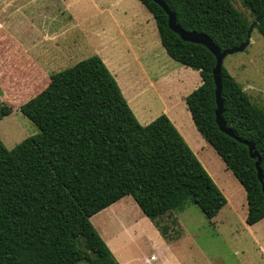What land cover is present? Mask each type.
I'll return each mask as SVG.
<instances>
[{"label": "trees", "instance_id": "obj_1", "mask_svg": "<svg viewBox=\"0 0 264 264\" xmlns=\"http://www.w3.org/2000/svg\"><path fill=\"white\" fill-rule=\"evenodd\" d=\"M139 1L153 15L167 54L199 71L202 83L185 96L187 108L197 130L243 186L245 222L254 224L264 217V109L222 65L221 117L235 137L221 131L215 120L214 55L172 31L156 2ZM164 1L184 30L207 34L220 49L242 43L264 7V0H241L251 15L248 22L230 0ZM254 28L264 37V16ZM19 109L39 131L12 148L0 140V264L82 259L119 264L90 217L125 195L152 219L187 201L211 219L226 202L165 114L146 125L138 122L97 55L50 74ZM10 112L0 102V118Z\"/></svg>", "mask_w": 264, "mask_h": 264}, {"label": "rangeland", "instance_id": "obj_2", "mask_svg": "<svg viewBox=\"0 0 264 264\" xmlns=\"http://www.w3.org/2000/svg\"><path fill=\"white\" fill-rule=\"evenodd\" d=\"M132 2L124 0L121 8H126L127 13L137 19V15L146 14L144 7H140L142 10L131 8ZM230 2L250 22L251 15L241 0ZM120 17L113 0H0V38L18 41L19 44L13 48L17 51L25 48L34 59L40 58L41 45L51 44V41L59 44L62 50L75 51L76 55L67 62L51 68L50 71L56 72L91 55L104 58L115 53L122 39L115 22ZM103 24L105 30L102 29ZM149 36L162 48L157 30L149 31ZM62 50L60 55H66ZM41 58L45 57L41 55ZM223 66L264 109V37L254 28L250 43L242 51L226 55ZM9 102L11 112L0 118V140L6 148H12L39 131L19 109L25 101ZM220 166L214 162L213 173L222 178ZM223 185L228 189L230 203L211 219L206 218L196 204L187 201L176 210L179 224L174 226L176 223L170 221L172 214L169 212L152 219L131 195H125L92 215L90 221L108 248L110 245L114 251H124L126 258L154 249L145 241L152 236L155 242L153 230L162 233L165 228V231L180 230L181 240L175 248L183 258L192 260L189 264H264V223L247 225L237 185L232 180L223 182ZM72 264L87 262L82 259Z\"/></svg>", "mask_w": 264, "mask_h": 264}, {"label": "crops", "instance_id": "obj_3", "mask_svg": "<svg viewBox=\"0 0 264 264\" xmlns=\"http://www.w3.org/2000/svg\"><path fill=\"white\" fill-rule=\"evenodd\" d=\"M123 1L113 0V6L121 15L115 22L122 39L118 42L115 53L100 58L114 76L138 122L146 125L158 115L165 114L215 181L217 187L224 193L226 202L223 206L230 203L227 195L228 189L223 182L232 180L237 185L242 196L241 205L244 206L246 217L247 201L243 186L234 173L226 167L215 149L197 130L185 102V96L202 83L199 71L173 60L163 47L160 37L162 48L151 41L149 31H156L157 26L153 15L144 4L139 0L132 2L131 8L142 10L140 7H144L146 9V14L137 15V19L133 14L127 13L126 8H121ZM102 29H106L104 24ZM51 42V44L41 45L40 58L34 59L25 48L20 51L13 48L19 44L18 41H4L0 38V102L7 103L9 106V101L16 103L26 101L29 96L37 94L47 84L50 74L54 73L50 71L51 68H58L60 64H64L76 55L75 51L62 50L59 44ZM60 50L66 55H60ZM41 55L45 58H41ZM214 162L221 165L222 178L217 175L218 173H213ZM169 214H172L170 221L176 223L174 226H177L179 223L176 211ZM257 223H264V217L252 225ZM152 235H154L155 242L152 236L145 242L151 243L154 249H146L136 257L126 258L124 251H119V249L114 251L109 243L108 245L112 254L117 252L114 254L119 264H189L192 261L189 258H183L175 248L181 240L180 230L164 233L153 230Z\"/></svg>", "mask_w": 264, "mask_h": 264}, {"label": "water", "instance_id": "obj_4", "mask_svg": "<svg viewBox=\"0 0 264 264\" xmlns=\"http://www.w3.org/2000/svg\"><path fill=\"white\" fill-rule=\"evenodd\" d=\"M153 1L156 2L166 13L168 27L172 31L176 32L182 40L203 44L214 55L215 65L212 69V76H213V82L215 86V89H214L215 104H216L215 120L221 131L227 133L230 136L235 137L232 130L225 126V123L221 117V113L223 111V101L221 98L222 82H221L220 69H221V66L223 65V59L226 55L237 52V51H242L250 43L251 33L254 29L255 24L258 23L260 19L264 16V7L262 11L260 12V14L256 18H254V20L249 24L247 33H246V39L242 43H240L239 45L233 46L231 48L220 49L218 46L214 44L212 39L207 34L196 32V31L184 30L176 22L175 13L169 9L168 5L166 4L164 0H153ZM247 144H248L250 156L256 157L257 156L256 152L252 151V143L247 142ZM259 163H260V158L257 157L255 166L257 170V176L259 180L262 182V172H261ZM262 191L264 193L263 183H262Z\"/></svg>", "mask_w": 264, "mask_h": 264}]
</instances>
